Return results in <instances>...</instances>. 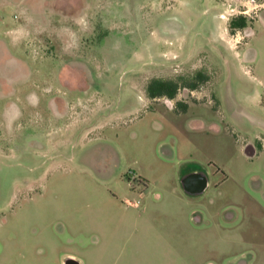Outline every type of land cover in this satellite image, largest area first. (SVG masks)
<instances>
[{
  "label": "rangeland",
  "instance_id": "1",
  "mask_svg": "<svg viewBox=\"0 0 264 264\" xmlns=\"http://www.w3.org/2000/svg\"><path fill=\"white\" fill-rule=\"evenodd\" d=\"M3 55L67 109L0 97V264H264V0H0Z\"/></svg>",
  "mask_w": 264,
  "mask_h": 264
},
{
  "label": "crops",
  "instance_id": "2",
  "mask_svg": "<svg viewBox=\"0 0 264 264\" xmlns=\"http://www.w3.org/2000/svg\"><path fill=\"white\" fill-rule=\"evenodd\" d=\"M48 60V58H46ZM53 61L51 60L50 63ZM58 69V72L62 73L66 67H56L52 64L48 68V73L55 72ZM21 70H25L24 74H21ZM30 70L29 67L25 69V61L21 60L16 56H1L0 58V97L6 98L8 100V96L12 97L10 100L6 102L4 105V111L7 115V127H13L15 124H19L20 120L24 117L23 110H27L28 112L35 110L40 105L45 106V109H50L54 118L62 117L66 113V102L57 101L55 98H50L47 100L41 101L39 97L38 89H4L7 85L13 87L23 86L25 85L27 77L29 76ZM16 91V92H15ZM48 91V89H47ZM46 89H43V93H47ZM64 103V105H63ZM24 106V107H23ZM58 115V117H57ZM29 116V113H28ZM27 116V117H28ZM52 120V119H51ZM56 120V119H55ZM50 133V132H49ZM48 135V134H47ZM136 207V206H135ZM66 257H74L71 253H65ZM64 258V259H65ZM77 260V259H76ZM79 262V260H77ZM80 263V262H79ZM81 264V263H80ZM242 264V263H241Z\"/></svg>",
  "mask_w": 264,
  "mask_h": 264
},
{
  "label": "trees",
  "instance_id": "3",
  "mask_svg": "<svg viewBox=\"0 0 264 264\" xmlns=\"http://www.w3.org/2000/svg\"><path fill=\"white\" fill-rule=\"evenodd\" d=\"M247 24V18L244 15H237L229 22V30L233 33L237 29H242ZM209 75L202 70L195 71L191 76H180L177 79L152 78L146 86L147 94L150 97L167 96L174 97L180 86L195 89L199 84L207 82Z\"/></svg>",
  "mask_w": 264,
  "mask_h": 264
},
{
  "label": "water",
  "instance_id": "4",
  "mask_svg": "<svg viewBox=\"0 0 264 264\" xmlns=\"http://www.w3.org/2000/svg\"><path fill=\"white\" fill-rule=\"evenodd\" d=\"M180 185L188 195H197L202 193L207 185L208 178L205 172L194 171L188 172L181 176ZM64 264H80L76 259L67 257L64 259Z\"/></svg>",
  "mask_w": 264,
  "mask_h": 264
}]
</instances>
